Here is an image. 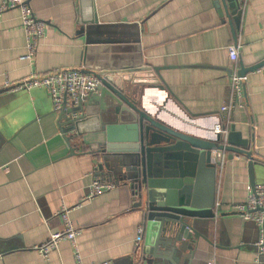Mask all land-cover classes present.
<instances>
[{
	"label": "crops",
	"instance_id": "obj_1",
	"mask_svg": "<svg viewBox=\"0 0 264 264\" xmlns=\"http://www.w3.org/2000/svg\"><path fill=\"white\" fill-rule=\"evenodd\" d=\"M25 1L46 22L32 59L23 58L27 36L20 9L0 12V264H78L68 240L47 257L36 249L51 232L63 229L58 213L64 205L72 208L71 219L82 229L77 244L84 264H168L164 258L153 260L157 227L152 243L145 245V213L134 206L129 186L114 181L113 188L86 199L95 179L111 181L95 175L92 156L71 153L63 134L66 123L54 111L47 90L4 89L7 81L19 82L34 71L85 66V37L78 34L80 0ZM92 1L109 37L135 40L143 62L160 68L164 82L142 87L140 105L166 122H190L208 135L217 134L215 126L228 114L222 106L233 99L228 46L239 42L240 69L264 62V0H245L243 5L237 0L242 13L235 30L222 0ZM124 46L130 49L115 54L126 59L137 53L132 44ZM243 81L244 97L238 102L244 105L229 116L248 147L232 146L251 153L255 186H264V78L249 70ZM92 108L94 115L103 113L100 104ZM215 188L217 215L209 241L200 237L194 256L186 260L191 250L182 252L180 264H208L210 259L215 264H264V253L256 247L258 225L232 209L246 202L253 189L245 154L226 152L222 168L217 166ZM140 226L144 235L137 245Z\"/></svg>",
	"mask_w": 264,
	"mask_h": 264
},
{
	"label": "water",
	"instance_id": "obj_2",
	"mask_svg": "<svg viewBox=\"0 0 264 264\" xmlns=\"http://www.w3.org/2000/svg\"><path fill=\"white\" fill-rule=\"evenodd\" d=\"M92 2L80 0L78 34L86 42L83 64L87 68L83 69L95 71L101 83L69 111L71 116L60 115L66 123L63 134L71 153L92 156L97 177L130 187L134 206L145 213L146 246L152 243V230L157 227L153 245L156 251L151 247L144 251H155L154 261L164 258L170 261L168 264H180L182 252L191 250L185 254L186 260L190 259L200 237L209 241L207 235L217 215V165L212 163L213 152L224 149L245 154L255 187L251 153L232 146L247 148L248 141L232 125L228 145L223 146L218 133L208 135L190 122H166L160 113L142 107L138 99L142 87L164 82L160 68L143 62L135 40L121 42L109 37L99 24ZM222 4L227 14L231 10L235 30L242 13L238 2L222 0ZM126 44H132L131 49L137 53L124 59L115 53L130 49ZM263 65L264 62L253 68L241 66L239 73L244 77L247 71ZM96 104H100L103 113L95 116L92 107ZM199 230L204 233L199 234ZM162 246L166 248L164 252L160 250Z\"/></svg>",
	"mask_w": 264,
	"mask_h": 264
},
{
	"label": "built area",
	"instance_id": "obj_3",
	"mask_svg": "<svg viewBox=\"0 0 264 264\" xmlns=\"http://www.w3.org/2000/svg\"><path fill=\"white\" fill-rule=\"evenodd\" d=\"M242 5L245 0H239ZM18 7L21 11V23L27 36V53L24 59H32L38 52L40 39L44 36L46 30V22L38 19L31 6L25 0H3L0 5V12ZM239 42L236 40L234 44L228 46L231 67L229 72L230 87L233 99L222 106V112L225 115L224 122L215 126V131L219 135V142L223 146L228 145V136L231 130V120L229 113L237 106L244 105L239 103V99L244 97L243 77L240 75L238 59H239ZM256 71L260 72L264 78V65ZM101 80L95 71H85L83 68H56L50 72L39 73L32 72L29 76L19 82H6L4 89L6 91H16L20 89L30 90L33 88H44L47 90L53 101L54 111L59 115L66 114L71 116L69 112L80 101H83L91 93L95 92L100 85ZM77 116V114L73 115ZM225 150H217L213 152L212 163L222 168L225 160ZM115 184L100 178L95 179L89 187V194L86 199H91L104 191L113 188ZM218 205V204H217ZM219 208V205H218ZM232 209L238 212L246 221H254L260 230V236L256 243V247L260 254L264 253V186H255L251 189L250 194L244 203L234 204ZM72 208L62 206L58 215L63 223V229L50 233L48 240L37 246L36 249L45 257L56 250L60 243L64 240L71 242L78 264L82 262L79 253L77 238L82 229L75 225L72 221L70 212ZM144 235V227L138 228L137 245H140ZM208 264H215L213 259Z\"/></svg>",
	"mask_w": 264,
	"mask_h": 264
}]
</instances>
